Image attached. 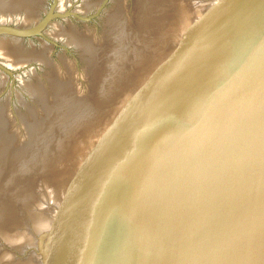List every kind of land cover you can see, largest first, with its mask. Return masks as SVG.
I'll list each match as a JSON object with an SVG mask.
<instances>
[{
  "label": "water",
  "instance_id": "1",
  "mask_svg": "<svg viewBox=\"0 0 264 264\" xmlns=\"http://www.w3.org/2000/svg\"><path fill=\"white\" fill-rule=\"evenodd\" d=\"M0 264H264V0H0Z\"/></svg>",
  "mask_w": 264,
  "mask_h": 264
}]
</instances>
